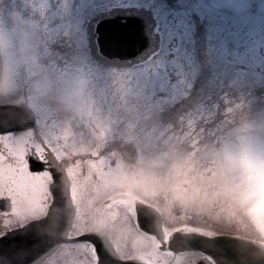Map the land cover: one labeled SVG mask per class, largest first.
Instances as JSON below:
<instances>
[{"label": "flooded vegetation", "instance_id": "af4514ba", "mask_svg": "<svg viewBox=\"0 0 264 264\" xmlns=\"http://www.w3.org/2000/svg\"><path fill=\"white\" fill-rule=\"evenodd\" d=\"M107 2H123L129 5L105 8ZM200 2L206 0H21V63L19 70L15 72L12 87L0 90V105L22 104L30 107L36 113L39 126L38 131L22 132L32 135L21 146L26 151L23 156L15 158L8 154L7 145L0 139V167L6 161L17 166V170L3 171V175L12 173L17 179L30 184L21 188V191L0 189V236L11 228L42 217L51 202L52 195L48 184L47 187L39 186L36 178L41 177L28 171L29 157L35 156L46 163L53 161L65 168L72 181V196L77 205V215L70 236L86 232L103 233L113 240H128L117 245L118 252L125 259L139 258L150 264L169 262L173 253L160 250L159 240L138 226L136 218L133 219L136 214L132 206L121 202L120 197L117 199L114 194L104 195L98 188L88 187L89 181L82 180V174H89L90 171L92 178L98 180L99 173L105 174L109 165L115 166L123 160L128 161L126 147L134 148L132 157L137 162V147L170 146L176 144L175 138L180 136L177 133V124L170 123V120L165 124V131L161 125L146 120V127L138 130L147 127L156 129L155 134H150L151 137L136 128L131 129L130 133L125 132L127 124H134L138 115L144 111L132 91L118 89L123 83L126 86L122 78H101L100 74L106 66L120 70L133 66L142 59L124 61L106 58L101 52L97 25L107 17L123 13H143L149 19L158 46L161 28L158 15H170L169 19L181 18L184 24L186 20H190V26H196L197 31L206 30L207 36L210 34V42L185 48L186 54H190L196 62L197 73L194 80L199 89L189 91L182 100L172 105L168 103L161 109L170 111L177 107H188V110L193 107L201 110L210 108L212 114L209 119L202 112L198 114L201 123L213 126V111L217 108L228 109L233 102L231 90L234 83L237 86L246 84L242 86L246 97L260 95L264 88V74L261 76L260 67L257 71L251 70L253 66L250 65V57L243 64L237 63L241 66L239 68L234 66L233 56L226 51L222 58L217 55V43L211 44L216 30L211 21L216 17L212 15V11L197 7ZM5 44L7 42L3 34L0 36V47ZM8 45L10 48L13 46ZM175 47H178L177 42L171 44L170 49ZM183 51L180 49L177 54L171 52V56L182 58ZM201 78H209L205 86L207 91H202ZM34 85L44 86L52 95L74 93L76 106L66 111L68 120L70 116V123L55 121V113H65L55 107L54 99L47 100L37 95ZM62 85L66 86V90H63ZM84 116H92L98 121L97 124L89 127ZM124 120L128 123L123 122ZM168 125L170 127L166 129ZM84 145L103 149L98 155L91 156L72 154L69 150L70 147ZM90 157L93 160H88ZM38 174H43L44 183H49L51 172L48 166ZM30 202L34 203L32 212L27 208ZM163 216V229L168 239L177 226H172L164 213ZM97 259L96 251L89 244L65 243L37 264H97Z\"/></svg>", "mask_w": 264, "mask_h": 264}, {"label": "rangeland", "instance_id": "374dc122", "mask_svg": "<svg viewBox=\"0 0 264 264\" xmlns=\"http://www.w3.org/2000/svg\"><path fill=\"white\" fill-rule=\"evenodd\" d=\"M113 5L129 4L107 2L105 8ZM198 6L202 10L212 11V15L216 17L211 21L216 28L211 38V44L217 43V55L222 58L226 51L233 56L234 66L239 68L241 66L237 63L243 64L247 57H250V65L256 71L260 67L261 76H263L264 0H206V2H200ZM203 13L205 12L203 11ZM168 16L170 15H158L161 25L159 29L161 46L150 58L120 70L106 66L100 74L101 78H122L126 86L123 83L122 87L118 89L132 91L134 98L144 111L143 114L138 115L134 124H127L126 133L136 128L137 131L146 132L148 135L155 134L156 129L152 127L142 130H138V128L146 127L144 125L146 120L147 122L155 120L153 113H159L157 109L160 110L162 106L164 107L168 103V105H172L176 101L182 100L194 85L197 73L196 62L190 54H186L185 48L195 46L198 43L199 33L196 26H190V20H186L184 24L181 18L172 17L169 19ZM205 31L202 34L203 37L207 35ZM0 32V36L4 34L6 37L7 44L13 45L11 48L13 51L12 58L18 59L21 63V0H0ZM176 42L178 47L170 49L171 44L174 45ZM180 49L184 50V57L171 56V52L177 54ZM249 78L254 77L249 76ZM62 86L63 90H66V86ZM241 95V91L236 92L234 87V108L242 109L246 104V100L240 98ZM248 105L250 107L245 110L248 114L246 121L253 116L264 113V110L263 112L259 109L253 110L251 103ZM199 112L204 113L203 116L207 118L210 117V108L201 110L197 107L190 111L191 114L186 115V120L182 125L185 127L183 143L186 141L181 148L182 151L186 149V152L183 153L185 154L184 157L175 156L173 159H169L164 151L161 154L164 148L161 145L146 147L143 149L153 150V156L147 152L148 149L146 150L147 156L151 155L152 157L128 166L122 172L118 171L119 167H115L113 173L123 177L125 188H135L137 193L141 195H154L157 201L168 210L172 223L174 220L179 221V223L189 222L206 227L218 234L241 236L264 245V191L259 193L258 197L237 205L231 203L227 196L219 194L210 202H200L195 197L189 198L181 189L172 187L174 184H187L198 172L208 168L209 161L213 157L220 139L235 131L234 129L230 132L229 130L233 127L231 124L225 125L224 121L221 122L224 123L221 125L215 123V130L211 132L215 134L213 140L208 144L200 145L202 147L187 151V149L195 146L194 144L199 140L198 137H194V141L187 139L188 136H192V130L197 127L200 119ZM215 112L213 111V113ZM54 116L61 118L62 121L66 120L67 123L70 122L66 116L63 118L58 112ZM219 116L222 118L221 115ZM84 120L89 127L98 122L92 116H84ZM123 122L128 123L127 120ZM164 131H162V136ZM158 134L156 133V135ZM186 135L188 136L186 137ZM63 137L67 138L65 135ZM0 139L7 145V151L15 158L21 155L24 135L8 133L5 136H0ZM172 149L177 150L178 148L174 146L164 148L166 152ZM69 150L72 154H91L92 152V154H96L98 148H94L93 145H84L70 147ZM139 150L142 151L140 147ZM190 161H195L191 167L188 166ZM1 164L3 165L0 167V189L21 191V188L27 186L23 180L17 179L12 173L3 175V171L10 172L16 169L7 161ZM208 174H211L210 168H208ZM31 207L32 205L29 206V209ZM196 259L197 257L192 254H182L174 264H194Z\"/></svg>", "mask_w": 264, "mask_h": 264}, {"label": "water", "instance_id": "95a60500", "mask_svg": "<svg viewBox=\"0 0 264 264\" xmlns=\"http://www.w3.org/2000/svg\"><path fill=\"white\" fill-rule=\"evenodd\" d=\"M98 32L102 52L111 58L141 57L155 44L148 20L140 14L106 19L98 25ZM115 37H119L121 41L119 46L112 43ZM35 125V114L27 107L0 106V133L22 131ZM38 164L43 163L38 161ZM57 171L54 172V180L50 184L53 200L46 216L11 229L0 237V264H34L65 241L91 242L98 252V264H146L136 259L123 260L105 235L93 233L67 238L76 209L64 171ZM136 210L139 225L158 235L165 245L164 249L173 251L175 257L180 252L200 251L208 258L201 259L198 264H264V246L258 242L231 235L209 236L183 231L172 233L166 242L162 237L161 222L151 223L152 218L162 220L159 212L142 201L136 202Z\"/></svg>", "mask_w": 264, "mask_h": 264}, {"label": "clouds", "instance_id": "9594fccd", "mask_svg": "<svg viewBox=\"0 0 264 264\" xmlns=\"http://www.w3.org/2000/svg\"><path fill=\"white\" fill-rule=\"evenodd\" d=\"M12 56L8 44L0 47V90L12 87L15 72L20 68L19 60ZM33 88L44 99H54L58 109L67 111L76 106L74 93L52 95L42 85H34ZM176 154L177 150L172 149L165 155L173 159ZM193 164L195 161H190L188 166ZM208 168L211 169L210 175ZM208 168L198 172L187 184H174L172 187L204 203L210 202L217 194L227 196L231 203L237 205L258 197L264 191V113L249 118L231 135L221 138Z\"/></svg>", "mask_w": 264, "mask_h": 264}, {"label": "snow or ice", "instance_id": "6c2138e0", "mask_svg": "<svg viewBox=\"0 0 264 264\" xmlns=\"http://www.w3.org/2000/svg\"><path fill=\"white\" fill-rule=\"evenodd\" d=\"M112 43H113L114 45H116V46H119L120 43H121V41H120L119 37H115V38L112 40Z\"/></svg>", "mask_w": 264, "mask_h": 264}]
</instances>
